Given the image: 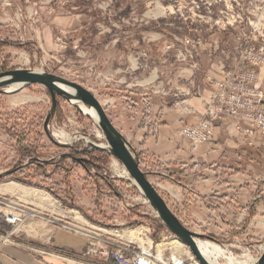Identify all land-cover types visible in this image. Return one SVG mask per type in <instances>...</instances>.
Segmentation results:
<instances>
[{"label":"rangeland","instance_id":"rangeland-1","mask_svg":"<svg viewBox=\"0 0 264 264\" xmlns=\"http://www.w3.org/2000/svg\"><path fill=\"white\" fill-rule=\"evenodd\" d=\"M14 69L41 71L87 89L136 157L140 151L134 150V140L144 115L151 118L153 110L200 98L203 109L195 125L207 121L209 96L218 92L214 84L229 73L238 76L231 80L236 94H262L264 106V0H0V72ZM56 102L44 129L51 109L45 87L30 84L11 94L0 92V186L36 189L51 199L49 205L0 192V234L13 232V238L23 239L33 228L27 225L39 226L37 231L48 224L90 239L100 250L101 239L116 240L131 231L126 238L141 243V227H150L164 261L171 254L188 256V248L123 174L121 163L94 148L107 147L98 125L67 98L57 96ZM213 123L207 142L216 128L230 126L235 138L247 143L229 118ZM54 132L71 140L53 138ZM258 150V156L264 154L263 147ZM259 165L264 170V163ZM147 178L159 188L155 175ZM162 197L199 239L213 238L233 256L262 255L260 230L252 241L224 236L218 227L188 215L180 202ZM10 214L21 221L7 223ZM162 241H178L184 249L173 252Z\"/></svg>","mask_w":264,"mask_h":264},{"label":"crops","instance_id":"crops-1","mask_svg":"<svg viewBox=\"0 0 264 264\" xmlns=\"http://www.w3.org/2000/svg\"><path fill=\"white\" fill-rule=\"evenodd\" d=\"M201 101L196 98L183 106L153 110V132L137 131L134 150L147 151L152 156L150 164L159 162L162 170L179 181L175 185L156 176L159 190L171 202H180L188 215L209 228L218 227L224 236L237 231L240 238L254 240L259 230L264 235V170L259 165L264 163V154H257L261 147L235 138L230 126L216 128L210 142L191 150L180 130L196 124L203 109ZM13 194L20 196L19 192ZM30 226L32 230L21 236L23 239L0 241V264H103L98 262L107 259L99 253H87L90 239L48 224L37 231V225H27Z\"/></svg>","mask_w":264,"mask_h":264},{"label":"built area","instance_id":"built-area-1","mask_svg":"<svg viewBox=\"0 0 264 264\" xmlns=\"http://www.w3.org/2000/svg\"><path fill=\"white\" fill-rule=\"evenodd\" d=\"M236 77H238L236 74L229 73L221 83L214 84L218 87V92L209 96V99H212L211 103L207 104L209 120H202L195 126L184 127L181 130V134L189 141L191 150L210 140L211 130L214 127L213 121L221 123L225 118L230 119L238 133L248 137L247 145L254 146L257 143L259 147L264 148V106H260L262 94H236L237 86L231 82ZM246 91H248L247 88ZM178 215L181 217V214ZM11 218L12 216H8L5 221L9 224L21 221L18 218L15 220ZM178 219L180 220L179 217ZM62 227L66 229V226ZM141 228H143V232L139 233L142 237L141 243L118 235L116 241L101 239L99 251L94 250L95 243L89 242L87 253L102 254L113 264H200L191 254L186 257L175 254L171 255L168 261L163 259L161 262L154 263L157 244L150 238L151 228ZM13 239V232H10L1 236L0 241L7 243L12 242Z\"/></svg>","mask_w":264,"mask_h":264},{"label":"water","instance_id":"water-1","mask_svg":"<svg viewBox=\"0 0 264 264\" xmlns=\"http://www.w3.org/2000/svg\"><path fill=\"white\" fill-rule=\"evenodd\" d=\"M10 78L11 80H6ZM20 83V89L26 85L38 84L45 87L50 95L51 109L44 120V129H47L51 116L56 109V97H64L68 100L75 96L61 91L58 84L71 88L76 93V98L81 100L86 107L92 108L98 116V127L101 130L110 150L100 146H94L96 149L106 150L115 159H117L127 171L132 183L140 190V193L148 201L153 211L158 215L157 218L166 227V229L185 245L189 253L200 263L209 264L200 254L194 242V238L201 237L199 234L187 229L179 219L173 214L162 196L157 192L156 186L153 185L145 173L140 169L136 157L130 151V148L123 136L115 129L107 117L103 107L95 96L79 84L69 81L65 78L55 75H46L36 71L14 69L0 72V92L11 83ZM50 137V136H49ZM257 264H264V250Z\"/></svg>","mask_w":264,"mask_h":264},{"label":"bare ground","instance_id":"bare-ground-1","mask_svg":"<svg viewBox=\"0 0 264 264\" xmlns=\"http://www.w3.org/2000/svg\"><path fill=\"white\" fill-rule=\"evenodd\" d=\"M36 72L42 73L41 71L40 72L36 71ZM6 80H11V79L7 78ZM57 86H58V88L61 91L75 96V98H70L69 99L70 103L73 104V105H76L77 108L83 114H85V115L89 116L90 118H92V120L97 125L99 124L98 116L95 113V111L92 108L86 107L81 100L77 99L76 98V93H75L74 90H72L71 88L66 87V86H64L62 84H58V83H57ZM19 87H20V83H16V82L14 83L13 82V83L9 84V86H7L6 88H3L2 92L6 93V94H11V93H14V92L20 90ZM53 136L56 137L57 139H61L63 141H70L71 140V138L68 137L67 135H64V134H61V133H57V132H54L52 137ZM62 144H64V143H62ZM100 147L110 150L108 145H107V147H103V146H100ZM123 168H122L123 174L128 177L129 174ZM129 179L131 181H133L131 179V177ZM0 192H5V193H9V194L10 193L13 194L15 192H19L20 193V198L24 197V199H26V197H27L28 200L32 199V200H35V201H40L43 204L46 203V202L48 203L50 201V197L44 192H41V191L36 190V189L25 188L24 186L22 187V186H19V185H13L12 183H8V184L0 186ZM147 203H148V201H147ZM155 215L158 216L156 213H155ZM10 216H12V218H11L12 220L17 219V217L15 215H13V214H10ZM132 233H133V231H131L129 233H124V236L129 237V236L132 235ZM129 238H131V237H129ZM172 239H174V238H172ZM194 242H195V244L197 246V249L199 250L200 254L203 256V258L209 264H257V262H258V259H254L250 255H247V254H243L240 257H238V256H233V255H231L229 253H226V251L224 249H222L219 245H217L215 243H212V242H209L207 240H201L199 238H194ZM162 243L166 246V248L172 249V251L173 250L177 251L178 249L183 248V245L180 242H178V241H171L169 243L168 242L164 243V241H162ZM157 246H159V245H156V247ZM171 255L174 256L175 254H171ZM187 255L190 256V254H188V252H187ZM163 257H164L163 252L161 251V249H159L158 251H156L154 263H156L158 261L159 262L163 261ZM218 259H221L222 263H218Z\"/></svg>","mask_w":264,"mask_h":264},{"label":"trees","instance_id":"trees-1","mask_svg":"<svg viewBox=\"0 0 264 264\" xmlns=\"http://www.w3.org/2000/svg\"><path fill=\"white\" fill-rule=\"evenodd\" d=\"M154 127H155V125L153 122H151L149 116L144 115L142 120H141V123H140V128L145 130L148 133L149 131H152ZM151 158H152V156L147 151H144V150H141L136 155V161H137L140 169L145 173L146 176L147 175L160 176L163 179L169 180L170 182L174 183L175 185H179V181L177 179H173L172 176L168 172H165L164 170H162V168H161L162 166L159 162H154L153 164H150L151 161L149 162V160H152ZM75 161L77 162V160H75ZM220 175L223 176L226 174L221 173ZM156 190L162 196L164 195L159 190V188L156 187ZM48 191L51 192L52 190H48ZM216 201H218V200H216ZM237 234H238V232L236 231V232H231L230 235L233 237H236ZM208 239L211 240L212 242H215V240L213 238H208Z\"/></svg>","mask_w":264,"mask_h":264}]
</instances>
